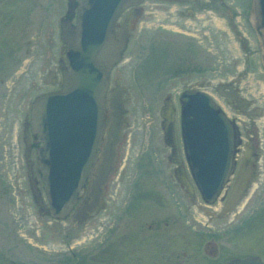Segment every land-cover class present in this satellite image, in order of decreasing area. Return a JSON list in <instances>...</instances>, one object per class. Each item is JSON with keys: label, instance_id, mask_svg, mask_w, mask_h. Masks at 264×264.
Returning <instances> with one entry per match:
<instances>
[{"label": "rangeland", "instance_id": "1", "mask_svg": "<svg viewBox=\"0 0 264 264\" xmlns=\"http://www.w3.org/2000/svg\"><path fill=\"white\" fill-rule=\"evenodd\" d=\"M59 1V13L51 20L55 25L66 6L64 0ZM237 5L238 3L229 6L230 11L231 7L235 8ZM140 8L136 27L129 31L132 36L124 54V63L114 69L115 76L118 72V75H121L118 84L127 89L129 94V99L124 105L126 125L121 130L125 140L118 146L114 171L105 186L102 201L106 208L98 210V215L93 216L87 223L92 226V233L85 231L87 225L79 230V254L85 257L87 250L93 247L92 264H224L232 254L221 253L214 259L211 256L212 246L208 245L211 242L208 237H204L207 244L204 241L206 246L203 250L202 224L210 227L213 221L204 214L196 192V197L190 198V225L188 229L185 227L189 248L184 249L181 237H177L174 240L176 244L173 256H169L170 227L164 225L169 218V207L138 200L131 205L127 204L132 210L129 211V218L128 212L126 216L121 214L112 225L110 222L113 220L108 219L113 215L116 217L117 211L125 209L118 200L126 190L130 193L134 190H147L161 196L167 188H178L172 177L173 165L167 160L169 149L163 145L160 129L159 110L167 96L170 97L175 111L174 140L178 156L184 165L177 101V94L181 91H200L209 95L214 102L222 103L215 93V88L223 83L232 84L240 97L251 103L249 109L258 110V114L251 117L249 123L250 126L256 127L260 140L264 142V83L261 70L258 64H245L248 54L237 41V36L248 32L244 21L239 18V22L237 19H230L223 11L213 14L215 19L206 15H201V19L186 18L175 13L170 14V8L179 7H155L151 0ZM179 9L182 10V7ZM237 10H240L239 7ZM170 26L174 30L179 28L181 31L190 32L198 29L201 32V35H198L201 45L196 44V39L172 32ZM126 63L130 67L126 68ZM197 68L201 70L200 76L196 74ZM123 72L126 74L123 75ZM38 87L39 90H34L30 81L23 80L22 88L25 89L24 92L28 91V94L23 98L9 99L6 108L8 112L4 114L1 111L3 103L0 101V130L1 134L6 136L9 146L5 145L3 149L10 148L8 153L12 155L13 160L12 171L9 172L13 173L14 178L9 174L10 180L6 182L10 183L16 192H21L16 195L13 192V196L5 197L1 194L0 187V259L5 260V256L13 258V264L39 260L54 264L56 256L62 250V235L59 233L61 225L37 216L26 192L24 180L21 124L33 98L47 89L40 85ZM1 91L2 86L0 93ZM247 124L245 123L246 127ZM261 155L264 156V145L261 146ZM14 158L17 160L14 161ZM184 172L188 178L187 170ZM21 205L26 208V222L19 231L10 218L12 210L19 212ZM9 213L10 218H7ZM8 222V227L13 226L15 232L12 230L11 233L7 228ZM150 222L156 224L154 231L147 228ZM130 231L133 233L126 235ZM149 234V237H144ZM125 236L129 238L127 241ZM105 247L110 249L106 251ZM183 251L187 254L185 257L182 256ZM244 251L247 249L242 247L233 254ZM0 264L12 263L0 261Z\"/></svg>", "mask_w": 264, "mask_h": 264}, {"label": "flooded vegetation", "instance_id": "2", "mask_svg": "<svg viewBox=\"0 0 264 264\" xmlns=\"http://www.w3.org/2000/svg\"><path fill=\"white\" fill-rule=\"evenodd\" d=\"M147 1L149 0H143L140 7ZM151 1H153L155 7L161 5L182 7V10L179 8H170V14L174 15L175 13V15L186 18L194 17L195 19H201V15L203 17L206 15L215 19L216 17L213 14H218L223 11L225 16L230 19L238 20L239 18L240 20H243L248 32L247 34L241 33L240 36H237V41L239 46L241 44V47L244 48L248 54L245 64H258L264 83V28L261 29V31H257L254 27L255 22L252 14V0ZM64 2L66 5L64 13L58 16V23L55 25V22L51 23V20L59 13V0H0V86L3 87V91L0 93V101L4 104H2L1 108L3 114L8 112V109L6 108L9 99H16V97L23 98L28 94V91L24 92L25 89L22 88V81H25V79L30 81L34 90L40 89L38 85L47 88L45 91H42L35 96L32 102L41 95L56 92L61 89V71L65 64V47L61 40V24L65 21H69V23L74 26L79 6V3L76 0H73L70 5L68 0H64ZM235 3H238L237 7H239L240 10L238 11L237 7H231L232 10L230 11L229 6H232ZM132 11L133 9L129 8L119 14L112 27V35L115 40L118 39L120 34L124 33L127 35V41L125 51L120 55L119 61L111 68L107 76L108 89L105 94V99H107L113 91H119V89L125 90L121 94V98H124L127 101L129 99L127 89L118 84L121 75H118V72L115 76L114 69L118 67V65H123L122 63H124L125 59L124 54L132 36L129 31L134 29L137 24L138 18L133 17ZM169 28L174 33L196 39V44L201 45L200 37H198L199 34L201 35V32L198 31V29H193L190 32L189 30L181 31L179 28L174 30L171 26ZM187 47L190 48V45L187 44ZM125 67L128 68L130 66L128 64ZM195 71L197 72V76L201 75V70L199 68L195 69ZM122 74L125 75L126 72H123ZM182 92L184 91L177 94V101ZM215 93L222 101V103H215L233 124L237 144L236 153L233 159L232 173L215 201L211 204H206L195 190L191 194L185 187L180 186L175 180V167L173 166L172 177L178 187L177 189H165V193L161 194L162 197L156 196L153 192H148L147 190H134L132 193H130L129 190H126L118 200L125 209L117 211L116 217L114 215L112 217V211V218L110 219V217H108V219L113 220L110 222L112 225L121 214L126 216L128 212L127 218H129L131 216V212L129 211L132 210H130L128 205H131L138 200H140L139 202H153V204H159L161 207H169V218L164 225L170 227L168 240L171 251L169 252V256H173L174 245L176 244L174 240L177 237H181L184 249L187 250L189 248L188 234L185 227L188 229L190 225V198L194 199L196 197L194 196V192H196L204 214L213 221V224L210 227L202 224L204 228L201 232L202 245L205 243L207 244L206 238L204 237H208L209 242L211 241L208 243V245L210 244L212 246L211 256L216 259L221 253L225 254L229 252L232 256H230L224 264L231 259H243L246 257L258 258L264 264V156L261 155V146L264 145V142L260 140L256 127L250 126L249 123L250 118L255 117L258 114V110L249 109L251 103L241 98L237 90L233 88V85L230 83L219 84L215 88ZM227 93H232L233 97L230 98ZM32 102L29 104L28 109L23 116L20 137L23 146L22 160L25 165L24 180L26 184V192L35 207L37 216L56 221L61 225L59 233L62 235L60 246L62 250L56 256L54 264H83L84 262V264H92L93 247H90L87 250L85 257L82 254H79L78 234L79 230L82 229L84 225L86 226L93 216L98 215V207L102 206V209L106 208V205L102 200L106 190V183L113 173L114 168L106 180L102 195L98 199L97 207L93 209L87 219L82 221L77 214V210L85 202L89 203L91 201L89 197L90 178H88L85 187L78 193L77 202L64 219L54 220L47 214H38V207L33 202L31 189L33 187L43 200L44 194L41 183V173L37 164V149L40 144L36 142L37 135L33 136L29 128V112ZM108 120V114L107 111H105V124H107ZM245 123H248V128ZM121 130L118 137L117 149L121 142L125 140V136L121 133ZM6 140V136L1 134L0 187L2 189L1 194L5 197L21 193L13 190L10 186L11 184L6 182V180H10L9 174L14 178L13 173L9 172L10 170L12 171L11 165L13 164V160L12 155H9L8 153L10 148H8L9 146L7 145ZM5 145L8 147L3 149ZM98 154L99 153H97L96 162L99 160ZM16 160L17 159L14 158V161ZM177 160L182 172L185 173L184 171H186V167L178 156V150ZM240 172L243 173L244 179L240 184L239 198L232 208L224 213L223 207L228 196L236 186L237 177ZM119 209H121V207H119ZM24 214H26V208L25 205H21L19 212H16V209H13L11 212V218L10 213L7 216L19 231V228L24 227V223L26 222ZM8 224L10 225V223H6L7 228H9ZM155 225V223L150 222L147 228L154 231L156 227ZM179 226H181L182 229L179 228ZM9 230L12 233V230L14 231L15 228L13 229L12 226ZM85 231L92 233V226L87 225ZM132 233L133 231H130L126 235ZM150 235L151 234L145 235L144 237L147 238ZM120 239L122 240L123 238L120 237ZM128 239L129 238L127 237L126 241ZM185 239L186 241L184 242ZM205 246L206 245L203 246V250L205 249ZM226 246L227 248L225 249ZM241 246L245 247L247 251L233 254V252L242 248ZM107 248L105 247L104 250L108 251L110 249ZM186 255V252L183 251L182 256L185 257ZM0 261H10V263L13 264L14 260L13 258L9 259L5 256V260L4 258H1ZM24 263L50 264L46 263L45 260Z\"/></svg>", "mask_w": 264, "mask_h": 264}, {"label": "water", "instance_id": "3", "mask_svg": "<svg viewBox=\"0 0 264 264\" xmlns=\"http://www.w3.org/2000/svg\"><path fill=\"white\" fill-rule=\"evenodd\" d=\"M73 0H68L69 5ZM75 25L61 24L65 47L62 85L56 92L37 97L31 104L29 128L37 135V164L41 173L44 200L32 187L38 214L64 219L77 202L78 193L90 178L89 197L77 214L83 221L98 205L103 188L116 161L120 130L127 100L125 91H113L105 99L107 76L125 51L127 35H112L116 18L132 8L137 18L143 0H76ZM170 1V0H166ZM254 27L264 28V0H252ZM232 98V93H227ZM105 104V105H104ZM179 135L188 180L177 160L172 102L167 96L159 110L162 142L174 167L175 180L189 193L194 189L211 204L232 173L236 139L232 122L206 93L184 91L178 98ZM105 111L109 120L105 124ZM97 153L99 160L96 162ZM96 162V163H95ZM243 173L228 196L223 212L229 211L240 195ZM102 207V206H101ZM97 208V211L101 209ZM226 264H263L258 258L231 259Z\"/></svg>", "mask_w": 264, "mask_h": 264}]
</instances>
